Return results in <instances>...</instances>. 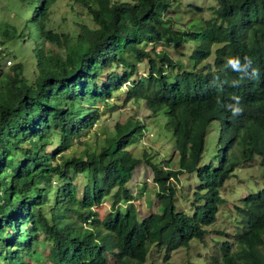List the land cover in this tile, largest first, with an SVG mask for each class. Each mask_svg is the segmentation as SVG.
<instances>
[{
	"label": "trees",
	"instance_id": "1",
	"mask_svg": "<svg viewBox=\"0 0 264 264\" xmlns=\"http://www.w3.org/2000/svg\"><path fill=\"white\" fill-rule=\"evenodd\" d=\"M55 1L15 0L12 15L25 5L30 16L20 27L0 20V264H146L151 245L163 251L159 264H170L173 250L204 239L238 165L257 155L264 175V0H216L207 18L188 4L186 19L165 15L177 0H77L90 20L77 31L47 25ZM19 40L34 42L30 77L22 60L1 63ZM165 43L191 45L188 56L174 58ZM143 58L148 71L135 77ZM127 80L126 100L164 113L170 158L155 161L146 148L132 154L129 145L146 133L139 118L116 121L92 149L79 138L100 119L97 103L109 106ZM215 120L213 166L201 158ZM141 162L152 170L160 216H138L129 183ZM181 171L199 179L192 214L175 208ZM233 205L236 244L223 240L205 264H264V176ZM44 241L46 255L37 247Z\"/></svg>",
	"mask_w": 264,
	"mask_h": 264
},
{
	"label": "rangeland",
	"instance_id": "2",
	"mask_svg": "<svg viewBox=\"0 0 264 264\" xmlns=\"http://www.w3.org/2000/svg\"><path fill=\"white\" fill-rule=\"evenodd\" d=\"M188 4L203 6L205 9L203 10V16L207 18L211 14L210 9L207 7L215 5L216 0H177L166 10L165 15L183 19H186L187 16L191 17L193 13L187 7ZM15 5V0H0V20L7 19L14 21L20 27L24 23L25 18L30 16L32 10L25 5H21L18 11L19 14L12 15L11 12L15 9ZM82 20L90 22L85 9L77 0H56L51 6L47 25L57 31H77V24ZM18 43L17 46L19 47H7L4 50L1 63L2 65H10L13 62L22 60L25 66V73L30 77L33 74L36 63L34 53L32 52L34 42L32 40H19ZM149 45L145 44V47L149 48ZM164 46L171 51L174 58H186L191 45L181 44L180 46H174L172 43H165ZM116 69L122 70V66L119 65ZM137 70L135 77L144 75L148 71L146 58H143L137 64ZM106 71H104L102 79L105 78ZM126 85L128 86L127 81L122 84V89L119 92H113L112 97L109 99L111 102L109 106H103L100 102L97 103L101 108L100 119L92 129L79 137L82 141H85L84 147L87 146L89 149H92L94 146L102 144L105 135L113 133L116 121L124 122L126 119L132 117L139 118L146 131L143 136H136L135 141L129 145L132 154L136 157H142L143 151L146 148L155 161L159 162L170 158L173 151V136L165 128L166 117L164 113L151 114L145 107L144 100L142 99L139 102H133L131 99L126 100L125 91L123 90L126 88ZM218 126V120L213 121L209 125L205 148L201 158L203 163H213V166H216L218 162ZM75 147L76 142L70 150H73ZM79 150H82V147L78 146L75 151L78 152ZM69 153V150L65 151V154ZM259 160V156L256 155L251 163L240 164L235 168L233 176L228 178L221 188L225 201L219 207L216 220L208 226L204 239L202 241L193 239L189 246L173 250L168 259L170 264H205L209 259L210 253L215 255L218 253V246L225 239L232 241L233 246H235L234 233L237 229V223H240L241 220L235 217L233 204L237 203L246 193L256 191L263 185L264 175L259 173V169H261ZM79 180L83 179L79 178ZM173 183L176 186L175 208L192 214V194L199 184L197 173L195 171H181L178 179L174 180ZM129 186L134 192L133 200L139 217H143L149 213L158 216L162 214L159 198L155 193L156 184L152 180V170L144 162L138 164L133 170ZM109 201L108 197L98 205L100 215L105 214L110 204ZM225 233L227 234L225 235ZM37 247L40 253L46 255L50 248V242L44 241V243L42 242ZM162 255L163 251L161 248L151 245L145 263L159 264L162 262ZM36 264L53 263L45 258H41Z\"/></svg>",
	"mask_w": 264,
	"mask_h": 264
},
{
	"label": "clouds",
	"instance_id": "3",
	"mask_svg": "<svg viewBox=\"0 0 264 264\" xmlns=\"http://www.w3.org/2000/svg\"><path fill=\"white\" fill-rule=\"evenodd\" d=\"M229 63H231L235 67L237 62L229 61ZM230 108H231V110L233 112V115H236V114H238V113H240L242 111V109L240 107H238V106H235V107L230 106Z\"/></svg>",
	"mask_w": 264,
	"mask_h": 264
},
{
	"label": "built area",
	"instance_id": "4",
	"mask_svg": "<svg viewBox=\"0 0 264 264\" xmlns=\"http://www.w3.org/2000/svg\"><path fill=\"white\" fill-rule=\"evenodd\" d=\"M127 82H128V80H127Z\"/></svg>",
	"mask_w": 264,
	"mask_h": 264
}]
</instances>
